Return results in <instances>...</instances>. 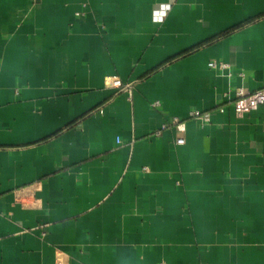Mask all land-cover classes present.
<instances>
[{
	"label": "crops",
	"instance_id": "1",
	"mask_svg": "<svg viewBox=\"0 0 264 264\" xmlns=\"http://www.w3.org/2000/svg\"><path fill=\"white\" fill-rule=\"evenodd\" d=\"M240 88H264V0H0V264H264Z\"/></svg>",
	"mask_w": 264,
	"mask_h": 264
},
{
	"label": "built area",
	"instance_id": "2",
	"mask_svg": "<svg viewBox=\"0 0 264 264\" xmlns=\"http://www.w3.org/2000/svg\"><path fill=\"white\" fill-rule=\"evenodd\" d=\"M209 67L211 69H220L225 70L228 69L229 66L226 63H218V62H211L209 64ZM244 76V74H241ZM112 86L114 88L126 91L129 89L130 86L124 85L123 82L119 78H113ZM235 103H234V109H235V115L237 118H243L245 115H247L250 112L256 111L262 107H264V88L256 90L254 92H248L243 88H240L235 91ZM155 107L159 106V103L154 104ZM221 112H224L222 109ZM192 118L201 120L204 124L211 123V117L209 115H204L200 111H194L191 113ZM173 127L181 132H186V124L175 118L172 121ZM165 129V126H164ZM160 135V133L157 134V136ZM177 145H183L185 144L184 138H179L176 142Z\"/></svg>",
	"mask_w": 264,
	"mask_h": 264
}]
</instances>
